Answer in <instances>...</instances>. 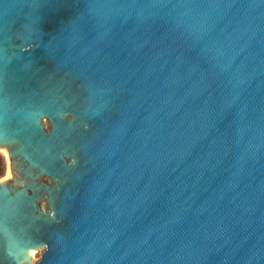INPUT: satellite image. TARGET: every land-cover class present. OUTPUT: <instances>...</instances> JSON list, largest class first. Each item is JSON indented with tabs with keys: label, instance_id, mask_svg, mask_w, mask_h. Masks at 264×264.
<instances>
[{
	"label": "water",
	"instance_id": "95a60500",
	"mask_svg": "<svg viewBox=\"0 0 264 264\" xmlns=\"http://www.w3.org/2000/svg\"><path fill=\"white\" fill-rule=\"evenodd\" d=\"M0 149V264H264V0H0Z\"/></svg>",
	"mask_w": 264,
	"mask_h": 264
},
{
	"label": "rangeland",
	"instance_id": "374dc122",
	"mask_svg": "<svg viewBox=\"0 0 264 264\" xmlns=\"http://www.w3.org/2000/svg\"><path fill=\"white\" fill-rule=\"evenodd\" d=\"M0 155L5 159L6 164H7L6 152H4L2 149H0ZM7 172H8V164H7L6 172H5L4 176L0 177V180L7 177ZM42 250H43V248L35 250V255H33V262L34 263L40 258Z\"/></svg>",
	"mask_w": 264,
	"mask_h": 264
},
{
	"label": "trees",
	"instance_id": "16d2710c",
	"mask_svg": "<svg viewBox=\"0 0 264 264\" xmlns=\"http://www.w3.org/2000/svg\"><path fill=\"white\" fill-rule=\"evenodd\" d=\"M7 164L5 159L0 155V177L4 176L6 172Z\"/></svg>",
	"mask_w": 264,
	"mask_h": 264
},
{
	"label": "bare ground",
	"instance_id": "6f19581e",
	"mask_svg": "<svg viewBox=\"0 0 264 264\" xmlns=\"http://www.w3.org/2000/svg\"><path fill=\"white\" fill-rule=\"evenodd\" d=\"M7 174H8V172H7ZM33 255H35V252H34V254Z\"/></svg>",
	"mask_w": 264,
	"mask_h": 264
}]
</instances>
